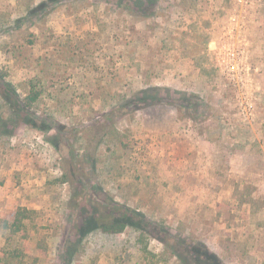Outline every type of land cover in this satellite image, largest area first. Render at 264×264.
Returning <instances> with one entry per match:
<instances>
[{"label": "rangeland", "instance_id": "1", "mask_svg": "<svg viewBox=\"0 0 264 264\" xmlns=\"http://www.w3.org/2000/svg\"><path fill=\"white\" fill-rule=\"evenodd\" d=\"M8 260L264 264V0H0Z\"/></svg>", "mask_w": 264, "mask_h": 264}, {"label": "trees", "instance_id": "2", "mask_svg": "<svg viewBox=\"0 0 264 264\" xmlns=\"http://www.w3.org/2000/svg\"><path fill=\"white\" fill-rule=\"evenodd\" d=\"M5 95H7V93ZM38 97L39 93L35 90H31L21 102L23 105L30 108L33 103L37 101ZM27 215L28 214H26L25 210H19L13 222L10 223L8 220H4V227H10L12 232L21 230L24 226L23 219L28 217ZM94 222L101 227L103 232L108 234H119L125 230L127 225H129L127 217L117 216L115 214H99V216L94 219ZM5 264L16 263L12 260H8ZM19 264H23V262H20Z\"/></svg>", "mask_w": 264, "mask_h": 264}]
</instances>
